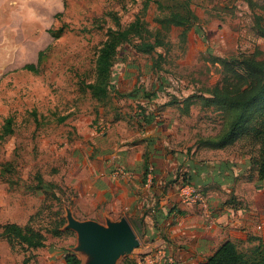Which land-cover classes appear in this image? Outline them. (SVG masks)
Returning <instances> with one entry per match:
<instances>
[{
    "label": "rangeland",
    "instance_id": "1",
    "mask_svg": "<svg viewBox=\"0 0 264 264\" xmlns=\"http://www.w3.org/2000/svg\"><path fill=\"white\" fill-rule=\"evenodd\" d=\"M52 1V10L46 0L23 6L19 27V22L9 19L0 0V132L5 118L12 117V132L0 140V231L5 222L12 221L30 223L46 235L45 245L34 248L16 239L11 243L1 235L0 264H24V258L27 264H68L70 256L83 264L84 254L74 249L76 232L65 227L66 207L73 204L65 181L69 152L86 149L91 143L89 135L85 138L84 132L70 128V116L84 117L88 131L97 135L111 128L114 117L121 116L139 135L143 125L138 104L151 101L171 105L161 115L176 138V148L171 150L178 152L179 167L188 166L187 158L199 166L221 162V219L233 218L225 225L222 221L221 230L231 229L228 236L247 255L261 251L264 182L245 180L247 171L232 179L226 174L230 167L248 165L253 149L246 133L241 131L216 147L200 145L197 140L222 131L230 118L226 108L205 105L201 97L206 89L220 84L226 73L225 64L217 58L264 59V34L253 29L255 22L264 25V0ZM136 14L146 19L151 30L162 25L158 19L170 23L168 45L157 46L151 54L137 52L130 42L119 44L112 66L113 83L106 100L98 102L84 84L94 80L97 50L116 27V20L124 26ZM180 20L185 22L175 23ZM247 39L256 43V50L238 49L239 41ZM157 52L164 57L157 58ZM18 55L31 58L34 68L14 61ZM153 57L159 63L156 67L149 66ZM181 173L187 175L183 168ZM189 179L182 176L181 180L193 184ZM231 194L235 204L227 202ZM131 216L129 223L139 244L116 264H152L147 259L151 251L142 248L143 222L137 223ZM62 218L64 223L59 226ZM236 218L241 220L239 225ZM53 227L62 232L52 233ZM225 237L221 235V240Z\"/></svg>",
    "mask_w": 264,
    "mask_h": 264
},
{
    "label": "crops",
    "instance_id": "2",
    "mask_svg": "<svg viewBox=\"0 0 264 264\" xmlns=\"http://www.w3.org/2000/svg\"><path fill=\"white\" fill-rule=\"evenodd\" d=\"M46 1L52 10L53 1ZM37 4L38 0H3L9 19L19 22V27L23 6ZM22 56L18 55L14 61L32 62L31 58ZM138 106L137 114L143 125L139 135L121 116L114 117L111 128L100 135L88 131L84 117L70 116V128L84 132L85 138L89 135L92 150L88 146L69 152L65 183L68 193L71 192L68 199L73 204L68 207L78 219L104 223L107 218L125 216L129 220L132 215L137 223L142 221V248L151 251L147 255L150 263L201 264L224 239H232L228 236L231 229L221 230L222 221L225 225L233 219L228 215L221 219V162L199 166L187 158L188 166L179 167L178 152L171 150L176 148V138L170 134L168 121L161 115L171 105L151 101ZM145 157L149 161L146 181L143 180ZM182 168L187 175H182ZM182 176H190L189 180L204 191L207 207L200 202L180 201L178 183L182 182ZM235 222L239 225L241 220L236 218ZM221 235L226 237L221 240Z\"/></svg>",
    "mask_w": 264,
    "mask_h": 264
},
{
    "label": "trees",
    "instance_id": "3",
    "mask_svg": "<svg viewBox=\"0 0 264 264\" xmlns=\"http://www.w3.org/2000/svg\"><path fill=\"white\" fill-rule=\"evenodd\" d=\"M147 2L143 4L144 13ZM260 18V17H258ZM162 24L155 30L148 28L147 21L141 14L136 16L126 25H122L116 20V27L110 29L107 37L97 50L95 58V77L91 82L84 83L90 90L91 95L96 97L98 102H104L109 93V86L113 83L112 66L117 54L119 44H129L139 53H155L157 46H166V29L170 23L166 20L158 19ZM184 20L175 21L176 24H182ZM253 29L259 35L264 34V25L255 22ZM154 31V32H153ZM152 37V39H150ZM184 37V33H183ZM137 38V39H134ZM125 44V45H126ZM239 50H256L257 45L252 40H242L238 44ZM164 55L157 52V58L162 59ZM226 66V73L220 84H215L206 89L207 94L202 95L203 104L216 105L220 108H226L230 113V118L225 129L215 135L199 137L197 143L205 146H221L230 142L237 133L244 131L246 141L252 147V155L247 160L245 167H230L226 174L229 178L235 177L241 171L246 172L245 180H264V59L254 57L217 58ZM155 62V64H154ZM158 65V60L154 57L150 61V67ZM32 62L23 64L24 68L33 69ZM117 91V90H116ZM121 90L117 93L122 95ZM189 97V96H187ZM185 97L183 100H186ZM12 132V117L7 116L4 120L3 128L0 132V140ZM149 161L147 157L143 162V180L148 173ZM230 172V173H229ZM153 179V178H152ZM179 187L183 184L178 183ZM227 202L235 204V195L231 194ZM64 223L61 219L59 226ZM52 233L59 234L62 230L59 227H53ZM5 236L11 243L13 240L24 244L26 247L34 248L45 245L46 235L40 229L33 227L30 223L23 225L16 222H5L0 231V236ZM24 264L27 259L24 258ZM68 264H79L78 260H73L70 256ZM156 264V263H152ZM201 264H264V248L258 253L247 255L240 250L237 244L229 238L224 239L216 246Z\"/></svg>",
    "mask_w": 264,
    "mask_h": 264
},
{
    "label": "water",
    "instance_id": "4",
    "mask_svg": "<svg viewBox=\"0 0 264 264\" xmlns=\"http://www.w3.org/2000/svg\"><path fill=\"white\" fill-rule=\"evenodd\" d=\"M65 216V227L76 232L74 249L84 254L83 264H116L121 255L129 253L139 244L125 216L107 218L104 223L95 219H78L69 207H66Z\"/></svg>",
    "mask_w": 264,
    "mask_h": 264
},
{
    "label": "built area",
    "instance_id": "5",
    "mask_svg": "<svg viewBox=\"0 0 264 264\" xmlns=\"http://www.w3.org/2000/svg\"><path fill=\"white\" fill-rule=\"evenodd\" d=\"M179 199L183 202H200L207 207L205 197L195 184L183 183L179 188Z\"/></svg>",
    "mask_w": 264,
    "mask_h": 264
}]
</instances>
